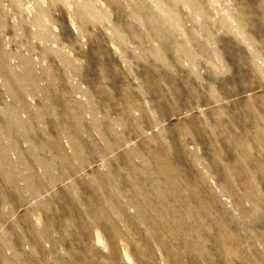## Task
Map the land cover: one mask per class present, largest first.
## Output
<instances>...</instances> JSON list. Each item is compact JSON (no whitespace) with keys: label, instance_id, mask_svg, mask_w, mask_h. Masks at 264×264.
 Returning <instances> with one entry per match:
<instances>
[{"label":"rangeland","instance_id":"obj_1","mask_svg":"<svg viewBox=\"0 0 264 264\" xmlns=\"http://www.w3.org/2000/svg\"><path fill=\"white\" fill-rule=\"evenodd\" d=\"M0 264H264V0H0Z\"/></svg>","mask_w":264,"mask_h":264}]
</instances>
